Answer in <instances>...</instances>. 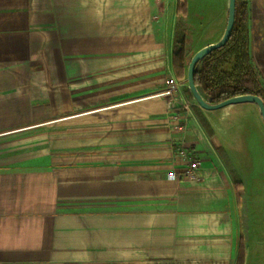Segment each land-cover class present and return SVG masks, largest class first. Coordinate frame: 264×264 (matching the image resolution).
Here are the masks:
<instances>
[{
    "label": "crops",
    "instance_id": "obj_1",
    "mask_svg": "<svg viewBox=\"0 0 264 264\" xmlns=\"http://www.w3.org/2000/svg\"><path fill=\"white\" fill-rule=\"evenodd\" d=\"M162 1L0 0V264H237L260 163L245 138L264 144V122L253 103L174 93ZM243 1L264 90V0ZM62 138L83 149L62 157ZM249 237L245 264L253 245L262 264Z\"/></svg>",
    "mask_w": 264,
    "mask_h": 264
},
{
    "label": "rangeland",
    "instance_id": "obj_2",
    "mask_svg": "<svg viewBox=\"0 0 264 264\" xmlns=\"http://www.w3.org/2000/svg\"><path fill=\"white\" fill-rule=\"evenodd\" d=\"M189 1L191 2V8L187 9L185 1L177 8L173 0H163L162 8L154 12L158 30V44L161 45L164 57L169 65L170 63L172 64V68V55L175 49V41L176 39H185V67L183 69L182 78H178L173 69L174 93L178 94L180 98L183 97L181 96L182 92H188L190 94L189 97L193 98L187 83L189 62L198 50L210 43L217 42L222 37L228 17V0ZM51 61L52 60H48V62ZM65 62L67 66L68 60H61L62 68L65 67ZM55 63H57V60H55ZM67 77V73L61 76L62 117L63 115L69 114L67 111L69 108L67 105L68 88L65 89V86H63L64 81H66L67 84ZM200 92L203 94L202 91ZM206 99L208 100V98ZM251 135L252 133L249 135L250 138H248L247 135L245 139L247 142H251V144L249 143L250 145H253L252 142H255L253 149H257L256 151L260 163L258 169L254 173V177L250 180L251 188L248 193V204H238L239 214L237 227L240 235V246L242 245L241 243H243L245 249V241H248L249 236L252 238V242L254 238H264V144L259 138H256V135ZM83 144V140L62 138V157H68L70 150H79L83 147ZM237 147L240 146H234L235 149ZM65 161L67 162V159ZM253 246L251 248L250 264H255V256L257 254V250ZM262 264H264V260Z\"/></svg>",
    "mask_w": 264,
    "mask_h": 264
},
{
    "label": "trees",
    "instance_id": "obj_3",
    "mask_svg": "<svg viewBox=\"0 0 264 264\" xmlns=\"http://www.w3.org/2000/svg\"><path fill=\"white\" fill-rule=\"evenodd\" d=\"M185 39H176L172 55L173 69L182 78L185 67ZM196 86L212 104L239 95H258L264 100V90L251 65L248 52L247 9L237 0L236 20L227 44L214 50L196 66ZM240 246L237 264H245L246 251Z\"/></svg>",
    "mask_w": 264,
    "mask_h": 264
},
{
    "label": "water",
    "instance_id": "obj_4",
    "mask_svg": "<svg viewBox=\"0 0 264 264\" xmlns=\"http://www.w3.org/2000/svg\"><path fill=\"white\" fill-rule=\"evenodd\" d=\"M236 7H237V0H228V17H227L225 31L222 37L217 42H213L202 47L191 58L187 70L188 89L190 90L197 104L202 109L207 111H216L237 104H246V103L256 104L259 108L260 114L262 116V120L264 122V100L262 97L251 94L239 95L226 99L218 104H212L200 92V90L196 86L194 79L195 69L197 64L214 50L224 47L229 41L235 25Z\"/></svg>",
    "mask_w": 264,
    "mask_h": 264
},
{
    "label": "built area",
    "instance_id": "obj_5",
    "mask_svg": "<svg viewBox=\"0 0 264 264\" xmlns=\"http://www.w3.org/2000/svg\"><path fill=\"white\" fill-rule=\"evenodd\" d=\"M181 155L184 157V159L186 160L187 162V165H188V172L187 174L189 176H194L196 171L198 170L199 168V163L198 161L195 159V158H192L188 152L186 151H181L180 152ZM174 175V174H173Z\"/></svg>",
    "mask_w": 264,
    "mask_h": 264
}]
</instances>
